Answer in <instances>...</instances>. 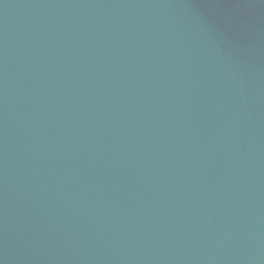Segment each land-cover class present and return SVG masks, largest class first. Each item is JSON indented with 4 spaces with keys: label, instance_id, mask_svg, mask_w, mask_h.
<instances>
[{
    "label": "water",
    "instance_id": "1",
    "mask_svg": "<svg viewBox=\"0 0 264 264\" xmlns=\"http://www.w3.org/2000/svg\"><path fill=\"white\" fill-rule=\"evenodd\" d=\"M0 264H264V0H0Z\"/></svg>",
    "mask_w": 264,
    "mask_h": 264
}]
</instances>
